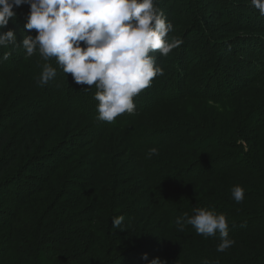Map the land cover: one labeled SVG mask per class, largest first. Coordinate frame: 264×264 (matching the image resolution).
<instances>
[{"label": "trees", "instance_id": "16d2710c", "mask_svg": "<svg viewBox=\"0 0 264 264\" xmlns=\"http://www.w3.org/2000/svg\"><path fill=\"white\" fill-rule=\"evenodd\" d=\"M224 3L155 0L172 38L201 22L187 4L233 8L203 34L233 64H203L204 44L150 52L161 87L150 97L149 85L134 112L112 122L97 119L95 86L77 84L55 57L26 55L19 44L37 32L25 28L30 6L14 9L4 31L15 30L18 44L0 48L11 53L0 62V264H264V17L252 5L234 14L248 0ZM45 63L57 75L41 86ZM194 207L226 217L230 248L217 251L218 233L178 230ZM118 216L123 230L112 226Z\"/></svg>", "mask_w": 264, "mask_h": 264}, {"label": "clouds", "instance_id": "9594fccd", "mask_svg": "<svg viewBox=\"0 0 264 264\" xmlns=\"http://www.w3.org/2000/svg\"><path fill=\"white\" fill-rule=\"evenodd\" d=\"M23 4L30 6L25 28L37 34L25 35L19 45L29 57L37 50L45 61L55 57L63 72L72 74L77 84L95 86L100 121L112 122L125 112L133 113V97L158 74H164L149 53L159 50L167 56L182 43L169 36L174 25L154 7L155 0H0V48L18 44L15 30L4 29L10 20H15L14 9ZM251 5L264 17V0H251ZM10 56V52H4L0 62ZM56 75V68L45 63L40 85H46ZM156 154L157 148L149 149V158ZM232 196L237 203L242 202L244 189L233 187ZM193 212L192 216L185 213L176 219L179 231H184L187 224L205 238L218 233V252L234 244L223 214L199 207H194ZM123 220V216L113 218L112 226L123 230ZM151 264L166 262L156 258ZM203 264L211 262L205 260Z\"/></svg>", "mask_w": 264, "mask_h": 264}, {"label": "rangeland", "instance_id": "374dc122", "mask_svg": "<svg viewBox=\"0 0 264 264\" xmlns=\"http://www.w3.org/2000/svg\"><path fill=\"white\" fill-rule=\"evenodd\" d=\"M222 2H225L224 4L229 6L231 5V0H221ZM235 1V0H234ZM236 2H241L242 3V0H236ZM251 5V0H248V5L245 4V6H241L239 8H241V10L239 12H236L234 13L236 16H240L241 14H244V15H248V13H250L248 11L247 13V10H245L247 7H249ZM184 6V5H183ZM161 7L164 8V2L161 3ZM184 10H187L189 8H193L196 13H198V17L200 19V23H198L197 25H194L193 27H189L187 28L188 31H185V26H183L182 28L179 29V33L180 36H176L174 37L175 39L177 40H180L182 41V43L180 44L181 47H186L188 46L190 49H191V52L194 51L195 52V49L194 47H197L199 46L200 44L204 46L207 45L206 48L204 49H200L198 48L199 50L197 51V53H202L204 55V60H203V64H209L208 62V59H211L213 57H215V60H217V64H218V67L221 68L222 70V65H225V64H233V59H234V56L232 55V52H225L224 49L222 48V46H215V42L213 41V38H207V40H205L203 38V34H204V30L207 31V29H209V31H207L208 33L210 32V28L213 27V25L215 24H219L221 23V21H223V16L226 15V16H229V17H232V13L230 12V9H233V8H230L229 9V12L225 11L224 8L222 6H218V5H215V6H207V9L206 10H203L201 9L200 7L196 6V5H191V7L189 6V4L185 5L184 7H182ZM215 11L217 12H220L221 16L218 15L219 19L215 18ZM225 13H224V12ZM208 14H206V13ZM168 15V13H166ZM234 15V16H235ZM209 16V17H207ZM215 18V19H214ZM192 29V30H191ZM201 30L203 32H201ZM183 32V33H182ZM187 32V34H186ZM253 34H260V33H253ZM197 39H199L200 43H196L195 40L197 41ZM183 45V46H182ZM197 45V46H196ZM179 46V47H180ZM202 47V46H201ZM176 49L178 48H174L171 52L173 53V51H177ZM217 57V59H216ZM201 64V63H200ZM199 64V65H200ZM201 66V65H200ZM217 66H214L212 68H209L210 71H213L214 69H217L216 68ZM223 71V70H222ZM224 74V77H227V73L224 71L223 72ZM215 80V79H214ZM211 81L213 82V80L211 79ZM151 85V88L150 90L148 89V91H150L148 94L150 97H152V95H155L154 93H157V90L158 88H160L161 84H158L157 81L153 80L151 81L150 83ZM230 85V84H229ZM231 87V86H230ZM169 89H167L164 93L167 94Z\"/></svg>", "mask_w": 264, "mask_h": 264}]
</instances>
